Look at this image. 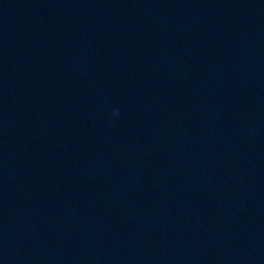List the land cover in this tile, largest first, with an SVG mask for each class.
Instances as JSON below:
<instances>
[{
    "label": "water",
    "instance_id": "95a60500",
    "mask_svg": "<svg viewBox=\"0 0 264 264\" xmlns=\"http://www.w3.org/2000/svg\"><path fill=\"white\" fill-rule=\"evenodd\" d=\"M0 264H264V202L121 210L0 241Z\"/></svg>",
    "mask_w": 264,
    "mask_h": 264
},
{
    "label": "clouds",
    "instance_id": "9594fccd",
    "mask_svg": "<svg viewBox=\"0 0 264 264\" xmlns=\"http://www.w3.org/2000/svg\"><path fill=\"white\" fill-rule=\"evenodd\" d=\"M112 114H113V116H117V115H119V112H118V110H114Z\"/></svg>",
    "mask_w": 264,
    "mask_h": 264
}]
</instances>
